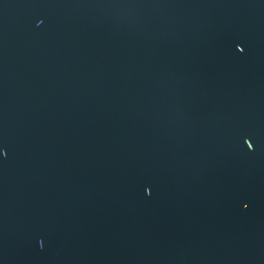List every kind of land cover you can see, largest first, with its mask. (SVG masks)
<instances>
[{"label": "water", "instance_id": "95a60500", "mask_svg": "<svg viewBox=\"0 0 264 264\" xmlns=\"http://www.w3.org/2000/svg\"><path fill=\"white\" fill-rule=\"evenodd\" d=\"M0 264H264V0H0Z\"/></svg>", "mask_w": 264, "mask_h": 264}]
</instances>
